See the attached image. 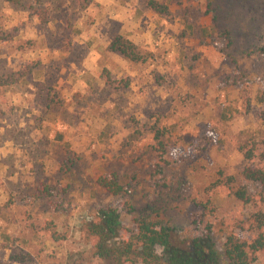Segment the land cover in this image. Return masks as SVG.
<instances>
[{"label":"rangeland","instance_id":"1","mask_svg":"<svg viewBox=\"0 0 264 264\" xmlns=\"http://www.w3.org/2000/svg\"><path fill=\"white\" fill-rule=\"evenodd\" d=\"M75 1L0 0V76L21 71L29 77L31 65L48 75L45 52L62 49L84 30ZM179 2L173 11L155 4L164 21L179 23L168 29L179 54L167 64L151 59L150 72L164 87H138L139 102L130 110L141 115L106 122L105 109L90 101L70 113L64 96L50 93L44 82L37 83L41 99L28 106L0 102V264H110L94 255L91 233L105 215L117 219L112 231L131 228L135 215H149L162 221L171 243L184 246L205 231L191 222L200 212L196 202L207 205L205 221L236 224L257 210L231 195L225 179L257 190L241 174L249 163L240 146L254 140L264 152V0ZM161 65L170 67L169 82L158 72ZM50 96L72 125L71 149H50L39 137ZM158 159L164 162L153 173ZM108 173L128 179L127 195L98 186ZM254 264H264V254Z\"/></svg>","mask_w":264,"mask_h":264},{"label":"crops","instance_id":"2","mask_svg":"<svg viewBox=\"0 0 264 264\" xmlns=\"http://www.w3.org/2000/svg\"><path fill=\"white\" fill-rule=\"evenodd\" d=\"M152 2L160 6L165 5L168 11L177 10L180 3L179 0H76L75 4L84 13V30L80 36L74 37L73 41H64L66 45L62 49H50L45 52L51 65L48 75L44 74L46 70L33 68L34 65H31L26 71L31 72L30 78L25 72L19 71L20 76L15 85L18 87H13V84L0 86V102L2 101L4 108L5 105L11 104L12 99L20 106H28L24 104L32 103L36 98L41 99L42 87L37 83L44 82L50 93L56 91L64 96L70 113L81 103L86 102L82 104V108L89 106L90 101L94 107L101 105V108L105 109L104 113L110 117L106 122L114 120V117L124 122L131 115H141V112L130 110L139 102L138 87H149L151 91L154 87H164L155 81L150 72L155 65L151 59H161L167 64L168 59L179 54L175 48H171L174 38L168 30L169 26H177L179 23L164 21L162 15L152 7ZM80 24L83 25L82 22ZM180 26L184 24L180 23ZM117 34L124 35L141 47L144 60L133 63L122 54L109 51L112 37ZM60 60L66 61L67 66H59ZM177 61L179 62V59ZM158 70L169 82L170 67L161 65ZM109 78L116 79L118 84L112 86L107 81ZM28 81L29 87L26 85ZM181 82L180 76H177L176 84H182ZM47 101L50 104L47 117L51 120L47 119L39 124V137L49 142L50 149L51 146L60 145L64 149H71L69 129L72 125L67 119L59 117L61 109L56 100L50 96ZM110 109H116L117 112ZM3 122L6 127H10L8 119ZM41 125L44 128H41ZM6 137L12 140L9 136Z\"/></svg>","mask_w":264,"mask_h":264},{"label":"trees","instance_id":"3","mask_svg":"<svg viewBox=\"0 0 264 264\" xmlns=\"http://www.w3.org/2000/svg\"><path fill=\"white\" fill-rule=\"evenodd\" d=\"M7 1L19 2V0ZM151 5L155 8L154 2ZM40 17L42 22L46 21L43 13H40ZM108 50L122 54L133 63L144 60L141 47L121 34L112 37ZM19 76V71L0 76V86L18 82ZM107 81L112 86H116L119 82L111 78ZM261 120L264 124L263 115ZM256 143L254 140H247L240 146V150L249 163L241 174L245 180L257 184V190L251 193L243 185H234L233 176L225 179V186L231 195L243 203H253L256 206L257 210L246 219L239 218L236 224L219 219L205 221L202 218L204 213L201 211L205 212L207 205L196 202L200 212L194 211L191 222L203 224L205 231L200 236L190 239L184 246H178L169 241L161 220L139 214L132 218L131 228L118 226L112 231V225L116 224L117 219L115 217L109 221L108 216L105 215L101 223L94 225L91 229L94 238V255L100 259L109 260L110 264H134L135 262L142 264H254L258 256L264 254V211L260 209L261 204H264V152L259 153ZM163 160H157L153 173L163 164ZM219 182L218 180L214 184L221 186ZM127 183V178L120 179L115 173L103 174L97 179L101 189L115 196L128 194L123 186ZM133 213L134 211H131V214ZM236 226L244 233L236 231ZM113 238L116 240L113 241Z\"/></svg>","mask_w":264,"mask_h":264}]
</instances>
